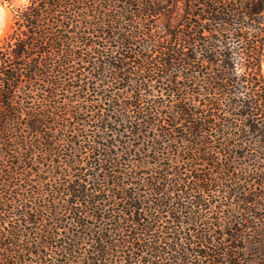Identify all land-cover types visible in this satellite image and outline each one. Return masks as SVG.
<instances>
[{
  "label": "trees",
  "instance_id": "1",
  "mask_svg": "<svg viewBox=\"0 0 264 264\" xmlns=\"http://www.w3.org/2000/svg\"><path fill=\"white\" fill-rule=\"evenodd\" d=\"M263 59L264 0L15 8L0 264H264Z\"/></svg>",
  "mask_w": 264,
  "mask_h": 264
},
{
  "label": "rangeland",
  "instance_id": "2",
  "mask_svg": "<svg viewBox=\"0 0 264 264\" xmlns=\"http://www.w3.org/2000/svg\"><path fill=\"white\" fill-rule=\"evenodd\" d=\"M27 3H28V0H13L10 3L0 1V6H2L1 8L3 11L2 28L0 30V42L5 37V35L8 33L12 25L13 10L17 7H22L26 5ZM262 72L264 73V59L262 62Z\"/></svg>",
  "mask_w": 264,
  "mask_h": 264
},
{
  "label": "bare ground",
  "instance_id": "3",
  "mask_svg": "<svg viewBox=\"0 0 264 264\" xmlns=\"http://www.w3.org/2000/svg\"><path fill=\"white\" fill-rule=\"evenodd\" d=\"M2 6H0V30L2 28V21H3V11H2ZM3 32V31H2Z\"/></svg>",
  "mask_w": 264,
  "mask_h": 264
}]
</instances>
